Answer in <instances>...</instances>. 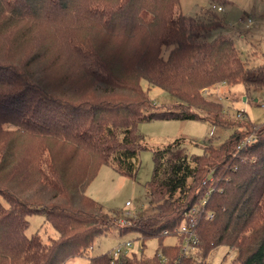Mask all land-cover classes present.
<instances>
[{"label": "trees", "instance_id": "trees-1", "mask_svg": "<svg viewBox=\"0 0 264 264\" xmlns=\"http://www.w3.org/2000/svg\"><path fill=\"white\" fill-rule=\"evenodd\" d=\"M221 20L185 16L179 0H0V264H71L104 235L108 213L119 234L157 241L152 256L119 264H163L157 254L164 264H210L218 247L239 264H264V123L227 122L201 92L263 89L264 58L247 66ZM142 81L172 95L171 109L153 104ZM154 120L232 132L190 156L179 139L157 148L143 185L150 213L104 212L86 187L102 166L134 178L137 125ZM192 210L195 250L184 255L177 229ZM32 214L56 232L48 244L26 235ZM110 263L108 252L86 262Z\"/></svg>", "mask_w": 264, "mask_h": 264}, {"label": "rangeland", "instance_id": "rangeland-1", "mask_svg": "<svg viewBox=\"0 0 264 264\" xmlns=\"http://www.w3.org/2000/svg\"><path fill=\"white\" fill-rule=\"evenodd\" d=\"M179 3L185 16L204 19L206 22L222 19L223 24L221 22V29L219 30L224 36L233 39L240 58L247 63V66L255 67L263 62L264 0H219L218 3L215 0H179ZM220 3L222 11L218 12L212 8L213 5L217 6ZM207 9L212 12H207ZM247 16L253 21L251 26L247 25ZM217 32L215 31L213 36ZM165 55L166 52H163V56ZM141 83L153 104L162 105L163 107L169 106L165 108L171 109L170 106L176 102V99L169 93L145 81ZM57 89H60V87ZM201 92L205 99L219 102L222 105L224 119L228 120L227 122H233L237 119L239 113L240 115L245 114L244 117L255 124L264 123V113L262 111L264 88L246 91L241 85L215 84L212 87L203 89ZM244 98L245 100H243ZM210 129L211 127L207 123L194 120H154L139 123L137 125V133L140 136L138 143L143 149L139 151L137 157L138 170L135 177L129 178L118 174L110 166H102L86 187V196L99 204L106 213L117 210L123 212V215L128 216L131 220L146 216L150 213L152 206L147 203L143 185L151 175L152 152L179 139L181 142L177 151L182 152L185 156H190L193 152H199L196 145H204L207 141H211L214 145L220 144L232 132L230 129L218 127H213V131ZM127 201L129 202L128 205L125 204ZM110 215L112 214L108 213L107 219L102 221L103 224L105 223L104 235L95 239L92 248L86 250L84 256L73 258L71 264H86L89 257L109 252L121 243L123 244L127 240L131 242V239L135 238V235L132 234L121 235L116 228H113L114 225L111 227L110 224H116L117 221ZM188 218L194 220L195 214L187 212L185 220L179 224V227ZM27 221V236L37 232L46 244L52 238L57 237L56 232L44 222L41 215H29ZM119 223L122 224V220ZM175 242V239L164 240V244H174ZM132 245L128 256L134 254L140 259H145L152 256L157 248V241L149 240L143 246L141 241H135L134 239ZM193 249L195 250V248ZM197 255L198 253H196ZM235 258V251L218 247L209 254L207 261L210 264H239Z\"/></svg>", "mask_w": 264, "mask_h": 264}, {"label": "built area", "instance_id": "built-area-1", "mask_svg": "<svg viewBox=\"0 0 264 264\" xmlns=\"http://www.w3.org/2000/svg\"><path fill=\"white\" fill-rule=\"evenodd\" d=\"M213 9H215L216 11L220 12L222 11V7L221 6H212ZM247 20V25H252V20L251 19H246ZM262 111L264 113V105L262 106ZM239 118H242L243 114L240 115L238 113L237 115ZM250 139H246L244 140L239 147H243L245 144L249 143ZM204 203V202H203ZM126 205H128V203H126ZM190 213L194 214L195 211H191ZM193 219L192 218H188L187 221H184L177 233L178 235H182L183 238L181 240V245H180V250L182 253H184V255H187L188 253H190L192 250H194V245L193 243L195 242L196 239V235L193 229ZM132 242H130L129 240H127L126 242H124L123 244L121 243L120 245H118L116 248L112 249L111 251L108 252V256L111 259V263L110 264H119L120 258L121 257H126L129 255L130 250L132 248ZM157 258L159 259V261L161 263H166V258L163 257L162 254H157Z\"/></svg>", "mask_w": 264, "mask_h": 264}, {"label": "crops", "instance_id": "crops-1", "mask_svg": "<svg viewBox=\"0 0 264 264\" xmlns=\"http://www.w3.org/2000/svg\"><path fill=\"white\" fill-rule=\"evenodd\" d=\"M221 5V4H220ZM248 17V16H247ZM250 18V17H249ZM242 20V19H241ZM253 22V21H252ZM256 101V100H255Z\"/></svg>", "mask_w": 264, "mask_h": 264}, {"label": "water", "instance_id": "water-1", "mask_svg": "<svg viewBox=\"0 0 264 264\" xmlns=\"http://www.w3.org/2000/svg\"><path fill=\"white\" fill-rule=\"evenodd\" d=\"M243 100H245V98Z\"/></svg>", "mask_w": 264, "mask_h": 264}]
</instances>
